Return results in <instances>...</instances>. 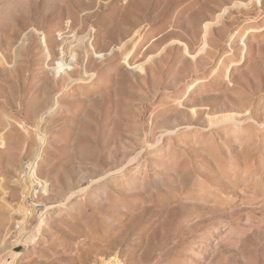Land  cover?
Returning <instances> with one entry per match:
<instances>
[{
    "label": "rangeland",
    "instance_id": "1",
    "mask_svg": "<svg viewBox=\"0 0 264 264\" xmlns=\"http://www.w3.org/2000/svg\"><path fill=\"white\" fill-rule=\"evenodd\" d=\"M6 263L264 264V0H0Z\"/></svg>",
    "mask_w": 264,
    "mask_h": 264
},
{
    "label": "built area",
    "instance_id": "2",
    "mask_svg": "<svg viewBox=\"0 0 264 264\" xmlns=\"http://www.w3.org/2000/svg\"><path fill=\"white\" fill-rule=\"evenodd\" d=\"M26 182H27V178H26ZM30 198L32 199V201H33V197H35V192H36V190H31L30 189Z\"/></svg>",
    "mask_w": 264,
    "mask_h": 264
},
{
    "label": "water",
    "instance_id": "3",
    "mask_svg": "<svg viewBox=\"0 0 264 264\" xmlns=\"http://www.w3.org/2000/svg\"><path fill=\"white\" fill-rule=\"evenodd\" d=\"M7 264V263H6ZM9 264V263H8Z\"/></svg>",
    "mask_w": 264,
    "mask_h": 264
}]
</instances>
